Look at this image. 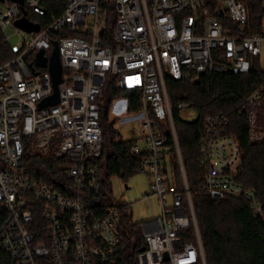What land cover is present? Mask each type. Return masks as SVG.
<instances>
[{
  "label": "built area",
  "instance_id": "built-area-1",
  "mask_svg": "<svg viewBox=\"0 0 264 264\" xmlns=\"http://www.w3.org/2000/svg\"><path fill=\"white\" fill-rule=\"evenodd\" d=\"M25 8L47 14L43 0H0L1 39L12 53L0 61V206L5 209L0 244L15 264H94L115 255L118 223L131 204L113 198L99 215L88 205L91 193L104 192L97 162L104 141L99 97L110 77L116 87L136 92L137 108L128 98L125 106L136 113L123 121L136 119L140 127L143 143L132 149L145 152L138 171L149 175L150 191L143 198L156 194L161 203L159 215L141 222L145 243L139 264H206L165 80L197 82L210 72H248L253 60L262 58L264 0L257 23L249 21L244 0H66L59 14L45 20L27 17ZM21 17L39 29L15 25ZM9 26L22 36L16 46L5 33ZM54 41L62 68L59 101L40 106L54 91L48 66ZM41 49L44 66L36 62ZM263 103L264 76L239 104L252 142L263 135L257 122ZM189 106L177 103L179 109ZM228 121L224 110L204 117L201 188L215 199L244 197L259 216L263 205L257 192L237 180L242 156L238 139L222 132ZM164 122L175 141L183 190L168 179ZM28 148L42 155L53 150L66 159L62 187L25 173ZM191 224L194 241L183 233Z\"/></svg>",
  "mask_w": 264,
  "mask_h": 264
},
{
  "label": "trees",
  "instance_id": "trees-1",
  "mask_svg": "<svg viewBox=\"0 0 264 264\" xmlns=\"http://www.w3.org/2000/svg\"><path fill=\"white\" fill-rule=\"evenodd\" d=\"M244 1L248 7L249 21L257 23L260 0ZM65 2L66 0H43L47 8L46 15L40 16L25 8L26 16L45 20L49 14H59ZM109 17L112 20L113 14L110 13ZM1 36L0 32V61L12 54L9 45L2 42ZM263 76L264 64L260 58H255L246 73L210 72L201 75L197 82L169 77L165 80L206 264H264V103L257 117L263 135L260 140L253 142L249 139L246 112L239 105L241 97L252 91ZM118 95L126 96L132 107L137 108L136 92L116 87L109 77L99 97L104 141L97 162L102 168L101 184L104 192L100 195L91 193L88 199V205L98 215L106 205L113 202L108 188L109 177L113 174L127 177L139 172L138 167L145 154L144 151L135 152L132 149L138 137L120 138V132L114 128L113 122L106 121L109 105ZM179 101L190 102L191 107L197 111V117L183 119L181 109L177 107ZM219 110H224L229 116L222 132L235 136L239 142L242 162L237 180L257 192L263 205V212L259 216L252 214L249 202L244 197L215 199L201 188L203 168L199 154V130L203 126L205 115ZM160 126L167 136L165 163L171 171L168 179L175 188L183 190L184 181L171 129L165 122L160 123ZM65 160L57 157L53 150L42 155L28 148L24 153L23 170L29 176L62 187L65 178L61 170ZM183 205L187 209L186 198ZM4 215L5 209L0 206V222ZM142 221L133 222L131 213L123 212L117 228L119 241L115 255L111 260L95 259L94 264H139L137 254L145 243ZM183 233L187 240H195L192 224ZM0 264H15L14 258L1 244Z\"/></svg>",
  "mask_w": 264,
  "mask_h": 264
},
{
  "label": "rangeland",
  "instance_id": "rangeland-1",
  "mask_svg": "<svg viewBox=\"0 0 264 264\" xmlns=\"http://www.w3.org/2000/svg\"><path fill=\"white\" fill-rule=\"evenodd\" d=\"M5 33L8 36L9 43L13 46H16L22 41L21 34L15 31L14 27H7ZM261 57V60L264 64V42L262 43ZM127 103L128 99L124 95H118L113 98L108 108V117L106 120L107 122H113L114 128H116L120 132V135H118V137L123 139H130L140 136V127L138 124V120L133 119L123 121V118H125L126 116L136 113L132 108L128 110L125 109V106L128 105ZM180 114L183 119H194L197 117L196 109L191 106L182 108ZM138 141L140 143H143L141 139H138ZM178 147L181 155V161L183 163L179 143ZM179 164L181 168L180 161ZM109 184L110 186L108 188L110 189L113 198H115L117 201H125L131 204L129 212L132 215L133 222L146 220L161 213V203L159 202V198L156 194H152L147 198H143L145 192L150 191V177L147 173L139 171L128 175L127 177H121L120 175L113 174L109 177ZM172 199L173 195L171 193H168L167 202L171 203ZM196 224L199 232L197 218Z\"/></svg>",
  "mask_w": 264,
  "mask_h": 264
},
{
  "label": "water",
  "instance_id": "water-1",
  "mask_svg": "<svg viewBox=\"0 0 264 264\" xmlns=\"http://www.w3.org/2000/svg\"><path fill=\"white\" fill-rule=\"evenodd\" d=\"M14 23H15V25H17V26H19L25 30H28V31L39 29L38 24L30 22L25 17L18 18L17 20H15ZM42 53H43V49H41L39 51V54L36 58V62H37V64L44 66V65H46V60H45V58L42 57ZM48 66H49V70L51 72V76H52V80H53L54 91L41 101L40 106L55 104L59 101V93H58L57 84L62 80V76H61L62 68H61V64H60V60H59V53H58L56 41H54V48H53L52 55L50 56ZM182 167H183V163H182ZM186 182H187V180H186ZM143 248L144 247H141L140 250H143Z\"/></svg>",
  "mask_w": 264,
  "mask_h": 264
},
{
  "label": "crops",
  "instance_id": "crops-1",
  "mask_svg": "<svg viewBox=\"0 0 264 264\" xmlns=\"http://www.w3.org/2000/svg\"><path fill=\"white\" fill-rule=\"evenodd\" d=\"M139 142V141H138Z\"/></svg>",
  "mask_w": 264,
  "mask_h": 264
}]
</instances>
